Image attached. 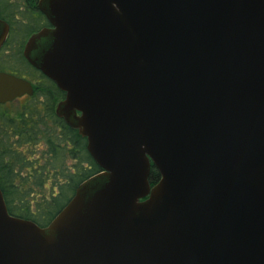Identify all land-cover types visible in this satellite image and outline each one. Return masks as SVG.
Listing matches in <instances>:
<instances>
[{
	"label": "water",
	"instance_id": "obj_1",
	"mask_svg": "<svg viewBox=\"0 0 264 264\" xmlns=\"http://www.w3.org/2000/svg\"><path fill=\"white\" fill-rule=\"evenodd\" d=\"M40 7L24 56L100 170L45 226L0 189V264H264V0ZM32 93L0 72V103Z\"/></svg>",
	"mask_w": 264,
	"mask_h": 264
},
{
	"label": "trees",
	"instance_id": "obj_2",
	"mask_svg": "<svg viewBox=\"0 0 264 264\" xmlns=\"http://www.w3.org/2000/svg\"><path fill=\"white\" fill-rule=\"evenodd\" d=\"M49 84V92H36L22 107L0 106V189L9 214L40 226L50 222L79 183L100 170L86 138L57 116L60 91ZM158 178L151 166L150 183Z\"/></svg>",
	"mask_w": 264,
	"mask_h": 264
},
{
	"label": "flooded vegetation",
	"instance_id": "obj_3",
	"mask_svg": "<svg viewBox=\"0 0 264 264\" xmlns=\"http://www.w3.org/2000/svg\"><path fill=\"white\" fill-rule=\"evenodd\" d=\"M41 0H0V20L7 26L6 38L0 46V72H7L29 81L33 87L31 95L23 94L0 106L10 110L22 107L38 91L49 92L45 86L52 83L60 91L62 100L65 92L58 88L53 80L34 67L24 56V50L30 37L44 28H52L50 20L40 7ZM40 49V48H39ZM38 49V51H39Z\"/></svg>",
	"mask_w": 264,
	"mask_h": 264
},
{
	"label": "rangeland",
	"instance_id": "obj_4",
	"mask_svg": "<svg viewBox=\"0 0 264 264\" xmlns=\"http://www.w3.org/2000/svg\"><path fill=\"white\" fill-rule=\"evenodd\" d=\"M67 162H68V164H71V163H72V161H71V160H68Z\"/></svg>",
	"mask_w": 264,
	"mask_h": 264
}]
</instances>
